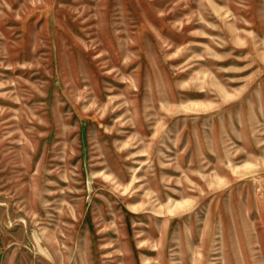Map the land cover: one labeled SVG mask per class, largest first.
Instances as JSON below:
<instances>
[{"label":"rangeland","instance_id":"obj_1","mask_svg":"<svg viewBox=\"0 0 264 264\" xmlns=\"http://www.w3.org/2000/svg\"><path fill=\"white\" fill-rule=\"evenodd\" d=\"M0 264H264V0H0Z\"/></svg>","mask_w":264,"mask_h":264},{"label":"bare ground","instance_id":"obj_2","mask_svg":"<svg viewBox=\"0 0 264 264\" xmlns=\"http://www.w3.org/2000/svg\"><path fill=\"white\" fill-rule=\"evenodd\" d=\"M158 200H159V196L157 195V196L154 198V200H153L154 207H155V206H160V205H161V202L158 201Z\"/></svg>","mask_w":264,"mask_h":264}]
</instances>
